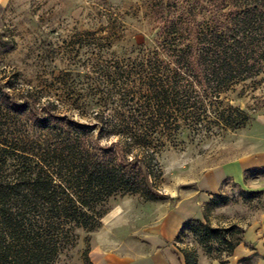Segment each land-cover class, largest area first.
<instances>
[{
	"label": "trees",
	"instance_id": "obj_1",
	"mask_svg": "<svg viewBox=\"0 0 264 264\" xmlns=\"http://www.w3.org/2000/svg\"><path fill=\"white\" fill-rule=\"evenodd\" d=\"M150 12L133 58L100 61L84 101L0 90V264H91L88 235L118 198L160 197L166 148L248 122L229 95L264 82V0H152ZM197 226L198 243L217 238Z\"/></svg>",
	"mask_w": 264,
	"mask_h": 264
},
{
	"label": "rangeland",
	"instance_id": "obj_2",
	"mask_svg": "<svg viewBox=\"0 0 264 264\" xmlns=\"http://www.w3.org/2000/svg\"><path fill=\"white\" fill-rule=\"evenodd\" d=\"M151 3L152 0H0V90L8 92L6 87L12 85L15 90L42 93L52 100L62 97L68 103V97L73 95L84 101L89 90H94L100 61L133 58L136 44L146 40L154 24ZM239 92L237 88L229 95V103L245 111L248 122L236 130L211 125L198 134L183 136L177 147L166 148L158 157L160 197L118 198L103 218L101 228L88 235L91 264H126L146 254V226L178 203L191 202L200 174L264 150V126L257 121L264 116V82L247 84ZM75 107L69 109L76 113ZM75 113L74 120L92 122ZM191 212L195 218L186 222L172 243L173 251L182 263L184 251L195 257L196 264H222L227 257L225 243L240 238L246 225L260 222L264 215V168L249 171L243 185L227 182L218 194L199 205V211L193 208ZM197 224L215 229L217 238L207 245L198 243ZM207 247H211V253H207Z\"/></svg>",
	"mask_w": 264,
	"mask_h": 264
},
{
	"label": "crops",
	"instance_id": "obj_3",
	"mask_svg": "<svg viewBox=\"0 0 264 264\" xmlns=\"http://www.w3.org/2000/svg\"><path fill=\"white\" fill-rule=\"evenodd\" d=\"M257 121L264 126V116L258 117ZM261 168H264V150L204 171L194 183L191 202L178 203L147 225L146 254L125 261L126 264H183L173 251L172 243L181 234L186 222L195 218L191 209L199 211V205L206 202L208 197L218 194L227 182L243 185L248 171ZM241 239L231 254L223 259L222 264H264V215L260 222H253L243 228Z\"/></svg>",
	"mask_w": 264,
	"mask_h": 264
}]
</instances>
